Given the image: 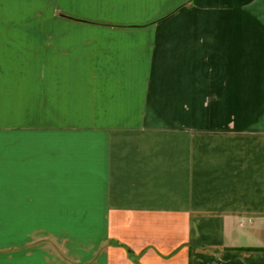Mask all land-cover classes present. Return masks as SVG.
<instances>
[{
	"label": "crops",
	"instance_id": "0c3cea01",
	"mask_svg": "<svg viewBox=\"0 0 264 264\" xmlns=\"http://www.w3.org/2000/svg\"><path fill=\"white\" fill-rule=\"evenodd\" d=\"M46 4L0 0V264H264V0Z\"/></svg>",
	"mask_w": 264,
	"mask_h": 264
},
{
	"label": "rangeland",
	"instance_id": "374dc122",
	"mask_svg": "<svg viewBox=\"0 0 264 264\" xmlns=\"http://www.w3.org/2000/svg\"><path fill=\"white\" fill-rule=\"evenodd\" d=\"M47 2H49V0H44V14H43V23L44 24H50L51 20H52V15L50 13V8L49 6L46 4ZM29 21V20H28Z\"/></svg>",
	"mask_w": 264,
	"mask_h": 264
}]
</instances>
